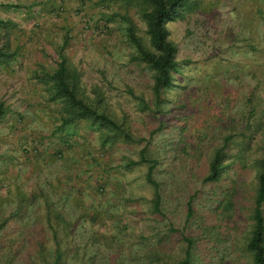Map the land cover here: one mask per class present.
<instances>
[{"label": "rangeland", "instance_id": "obj_1", "mask_svg": "<svg viewBox=\"0 0 264 264\" xmlns=\"http://www.w3.org/2000/svg\"><path fill=\"white\" fill-rule=\"evenodd\" d=\"M0 2L17 4L0 6L6 22L5 28L0 24V48L8 55L0 61V101L6 107L0 117V257L29 264L39 241L50 246L41 208L46 197L71 223L63 244L76 258L64 264H144L156 239L161 258L170 263L181 255L182 235L195 227L197 264H233L249 230L253 159L264 156V54L241 50L245 40L234 30L236 16L228 18L227 2L186 0L178 18L166 23L177 66L157 108L151 105L152 71L135 58L125 35L131 23L147 45L136 4ZM59 53L81 93L138 142L101 144L96 128L84 122L55 130L62 102L49 100L36 75L50 72ZM238 63L248 64L247 70ZM247 108L252 114L245 126ZM239 130L247 138L238 144L245 165L228 156L220 179L202 182L212 146ZM142 146L158 160V214L149 208L145 164L124 166L138 159ZM189 197L194 219L185 224ZM262 211L264 216V203Z\"/></svg>", "mask_w": 264, "mask_h": 264}, {"label": "trees", "instance_id": "obj_2", "mask_svg": "<svg viewBox=\"0 0 264 264\" xmlns=\"http://www.w3.org/2000/svg\"><path fill=\"white\" fill-rule=\"evenodd\" d=\"M126 2L136 4L140 8V17L145 25L147 45L143 44L135 35L131 23H127L124 29L128 42L134 49L135 58L152 71L151 105L157 108L163 103L162 95L164 91L172 85V73L177 66L176 46L168 38L166 23L178 18L186 0H126ZM0 6L14 8L17 4L0 2ZM0 24L1 28H5L6 22L4 20L0 19ZM250 48L254 50L253 47ZM7 57L6 52H3L0 48V61ZM247 66L248 64L246 66L241 65V63L237 64V68L245 69V71ZM36 81L46 88L49 100H60L62 102L63 113L59 117V123L55 130L74 127L75 124L84 122L89 128H96V131L99 132L101 144L112 142L131 143L140 140L134 139L127 128L81 93L77 86L76 74L73 70H70L64 56L60 53L55 67L50 72L43 71L37 74ZM143 106L146 109L149 108L147 104H143ZM5 110L6 107H3V102L0 101V117L5 113ZM251 114L252 108H247L244 116L245 126L248 125ZM237 136L241 139H235ZM246 139L242 130L224 133L219 141L212 146L208 154L202 182H217L225 169V160L229 158L228 156L239 161V164L243 167L245 165V158L241 150L243 146L238 144ZM231 147H237V151L230 153L229 149ZM157 163V158L148 151L146 146H142L138 150V159L128 160L124 164L125 167L145 164L143 179L152 189L149 206L152 214L159 213L160 203L158 182L153 178V171ZM253 165L256 172L249 211V230L244 244L239 248H235V252L241 253V256L235 255V258L229 261L233 264H264V216L262 211L264 203V156L254 158ZM190 201L191 197L187 199L185 204V224L194 219V211ZM51 203L45 197L41 206L44 224L49 231L50 246L44 248L39 241L34 260H30L29 264H64L70 256L76 258V252L71 255V249L67 251L63 244L70 234L71 223L63 215L64 212ZM196 229L197 227L191 233L182 235V252L179 258L170 263L163 260L160 254L161 247L156 239L152 246L145 251L144 264H197L200 262L201 259L198 260V253L201 251V245H198L199 238L194 233ZM202 230H204V227ZM235 252L232 251V253ZM0 264L9 263L5 257L3 259L0 257Z\"/></svg>", "mask_w": 264, "mask_h": 264}, {"label": "crops", "instance_id": "obj_3", "mask_svg": "<svg viewBox=\"0 0 264 264\" xmlns=\"http://www.w3.org/2000/svg\"><path fill=\"white\" fill-rule=\"evenodd\" d=\"M225 2L230 7L228 18L232 20L231 13L237 18L233 22L234 30L243 34L241 37L245 40L246 47L241 50L264 54V0H225Z\"/></svg>", "mask_w": 264, "mask_h": 264}]
</instances>
